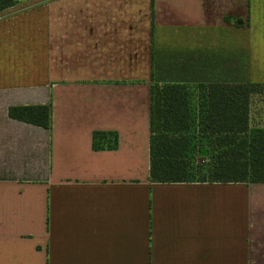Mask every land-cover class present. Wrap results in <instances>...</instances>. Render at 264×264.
I'll return each instance as SVG.
<instances>
[{
	"label": "crops",
	"instance_id": "obj_1",
	"mask_svg": "<svg viewBox=\"0 0 264 264\" xmlns=\"http://www.w3.org/2000/svg\"><path fill=\"white\" fill-rule=\"evenodd\" d=\"M168 83L264 85V0L0 11V264H264V184L150 181Z\"/></svg>",
	"mask_w": 264,
	"mask_h": 264
},
{
	"label": "trees",
	"instance_id": "obj_2",
	"mask_svg": "<svg viewBox=\"0 0 264 264\" xmlns=\"http://www.w3.org/2000/svg\"><path fill=\"white\" fill-rule=\"evenodd\" d=\"M19 2L0 0V11ZM263 89L250 83L164 84L160 133L151 119L150 181L264 184V129H251L252 99ZM51 115L49 105L9 109L11 118L45 129Z\"/></svg>",
	"mask_w": 264,
	"mask_h": 264
},
{
	"label": "rangeland",
	"instance_id": "obj_3",
	"mask_svg": "<svg viewBox=\"0 0 264 264\" xmlns=\"http://www.w3.org/2000/svg\"><path fill=\"white\" fill-rule=\"evenodd\" d=\"M32 0H20V2ZM53 0H46L47 4ZM251 129H264V89L258 90L252 99Z\"/></svg>",
	"mask_w": 264,
	"mask_h": 264
}]
</instances>
